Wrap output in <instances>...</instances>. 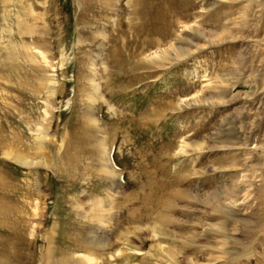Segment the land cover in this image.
I'll return each mask as SVG.
<instances>
[{
  "label": "rangeland",
  "instance_id": "rangeland-1",
  "mask_svg": "<svg viewBox=\"0 0 264 264\" xmlns=\"http://www.w3.org/2000/svg\"><path fill=\"white\" fill-rule=\"evenodd\" d=\"M0 207V264H264V0H0Z\"/></svg>",
  "mask_w": 264,
  "mask_h": 264
},
{
  "label": "bare ground",
  "instance_id": "bare-ground-1",
  "mask_svg": "<svg viewBox=\"0 0 264 264\" xmlns=\"http://www.w3.org/2000/svg\"><path fill=\"white\" fill-rule=\"evenodd\" d=\"M190 31H192L193 35L198 38V39H201L205 44L204 45H194L195 48H201V47H206V46H209V45H218V44H222L223 42H225L226 40H221L219 39L218 37V34L217 33H214V32H206L205 30H201L199 27L197 28H191V27H187ZM180 56H183V55H186L187 53L180 49V52H179ZM153 55V54H152ZM154 56L155 53H154ZM203 78V77H202ZM204 102V101H203ZM205 103V102H204ZM207 103V102H206ZM198 104V103H197ZM94 123V122H93ZM95 125V124H94ZM104 150V149H103ZM105 152V150H104ZM105 162V161H103ZM25 164V163H24ZM34 165L35 164H38V163H33ZM108 165V164H107ZM106 166V165H105ZM103 168V167H102ZM107 169V168H106ZM104 170V169H102ZM109 170V169H108ZM110 171V170H109ZM235 204V202H234ZM233 206V205H232ZM235 206V205H234ZM0 212H1V207H0ZM4 215V214H2ZM100 241V240H99ZM86 260V259H85ZM87 261V260H86ZM87 262H90V261H87Z\"/></svg>",
  "mask_w": 264,
  "mask_h": 264
}]
</instances>
